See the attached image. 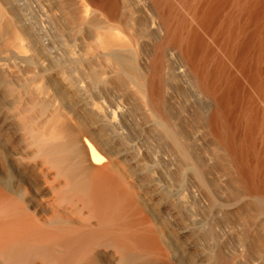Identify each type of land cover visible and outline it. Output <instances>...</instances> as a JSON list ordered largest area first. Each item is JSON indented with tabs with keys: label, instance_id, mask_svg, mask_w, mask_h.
Here are the masks:
<instances>
[{
	"label": "bare ground",
	"instance_id": "1",
	"mask_svg": "<svg viewBox=\"0 0 264 264\" xmlns=\"http://www.w3.org/2000/svg\"><path fill=\"white\" fill-rule=\"evenodd\" d=\"M50 1L59 3L10 0L15 8L24 5L15 18L0 5V39L16 40L1 42L2 50L8 48L0 53L7 91L1 86L0 122L8 140L0 145V264H181L170 261L176 255L166 234L169 221L165 225L151 210L146 189L136 186L143 175L135 180L130 167L139 166L143 174L148 168L151 175L157 164L151 184L175 203L185 201L168 173L176 158L166 152L175 148L182 160L189 157L199 133H183L177 108L183 100L174 77L190 100L205 107L204 127L242 186L228 196L225 182L215 191L206 185L209 212H190L196 210L190 204L192 226L182 222V213L180 231L188 236L192 229L209 230L212 236L217 217L225 229L231 223L237 231H228L230 225L218 229L215 243L196 238L211 250L200 264H264L257 244V229L264 234V0ZM28 26L39 49H19V43L32 42L25 37ZM125 92L132 93L130 99L137 95L139 111ZM141 114L154 119L141 122ZM156 123L171 152L144 143L142 130ZM147 131L149 137L152 127ZM157 135L147 142L159 140ZM251 204L248 215L245 206ZM219 239L227 240L222 250Z\"/></svg>",
	"mask_w": 264,
	"mask_h": 264
},
{
	"label": "rangeland",
	"instance_id": "2",
	"mask_svg": "<svg viewBox=\"0 0 264 264\" xmlns=\"http://www.w3.org/2000/svg\"><path fill=\"white\" fill-rule=\"evenodd\" d=\"M14 1V0H13ZM19 1V0H18ZM53 2L54 1H56V0H52ZM10 0L8 1V0H0V5H1V3H3V5L1 6V7H4V6H6V8L8 7V11H9V14H12L13 13V16H14V18H15V15H14V13H18V12H16V9H18V8H20V10L21 9H23V7H24V5L22 6V4L21 5H17V6H19V7H14V6H12V5H10ZM49 2H50V4H52L51 3V1L49 0ZM5 3V4H4ZM57 3H59L58 1H56V4ZM9 4V5H8ZM55 4V2H54V4H52L51 6H55L56 5ZM8 5V6H7ZM134 7V6H133ZM135 8L136 7H134L133 8V10L135 11ZM2 9H4L5 10V8H2ZM11 10V11H10ZM19 10V9H18ZM19 10V11H20ZM137 11V10H136ZM33 26V25H32ZM32 26H28V28H27V30H25V32L27 33H25V37L27 36V37H30L31 35L33 36V31H34V28H32ZM34 27V26H33ZM32 33V34H31ZM11 34V33H10ZM31 34V35H30ZM8 35V34H7ZM30 35V36H29ZM9 36V41L6 39V41H8L7 43L8 44H11L12 45V43H13V41H16V40H14L13 39V41H11L10 40V38L12 39L13 38V36L12 37H10V35H8ZM31 36V37H32ZM31 37H30V39H31ZM35 37H32V42H33V45L31 46V44H32V42L30 43V46L27 44V42H25V44H23V46L19 43V49L21 50H23V47H24V45L26 46V48L24 47V50H26V49H33L34 47H38V43L36 42V38L34 39ZM29 39V40H30ZM5 39L3 38V39H0V46H1V48H0V53L3 51V50H5L6 48H8V47H6V48H3V50H2V45H1V42H4L3 44H5L6 42L4 41ZM27 41V40H26ZM34 41H35V43H34ZM12 42V43H11ZM6 43V44H7ZM16 43V42H15ZM14 43V44H15ZM18 43H16L15 45L17 46V48H18ZM37 43V44H36ZM5 44V45H6ZM5 45H3V47H5ZM11 45H8V46H11ZM7 46V45H6ZM22 47V48H21ZM40 47H38V49H39ZM2 50V51H1ZM34 50H37V48L36 49H34ZM0 72H2V71H0ZM3 74V73H2ZM1 76V75H0ZM3 76H4V74H3ZM3 76H1L0 78V81L2 80V77ZM4 78H5V76H4ZM175 79H174V81L177 83V85H176V87H174L176 90H177V92H176V94L178 93V98H180L181 100L180 101H182L181 103H183V105L182 106H180L181 104H177V108H178V112H179V121L181 120V122H180V126L182 127L183 126V128H182V130L184 131L183 133H184V135H186L187 134V136H185V137H188V134H189V132L191 131V130H193L194 128H196L197 129V131H198V139H197V141H196V143L194 144V145H191L190 147L187 145L186 146V144H185V146L188 148V149H192V150H189L188 151V149H187V154H189V157H188V155H187V158H186V156L183 158V160L181 159V157H183L182 155H179V152L177 151H175V148L173 149V148H170V147H173L172 145H171V142L170 141H168L169 139L163 134V136H162V129H160L161 127L156 123V124H153L154 126H155V128H157L158 126V129L156 130V129H154L153 130V128H154V126L152 125L151 127H152V132H151V135L149 136V137H153V135H154V139L153 140H155L156 139V135H157V139L158 138H160L159 140H157V141H154V143L153 142H147V141H149V139H150V141H152V139L151 138H149L148 137V135L150 134L149 133V131H147V129H149L150 131H151V127H149V128H145V130L143 129L142 130V133L144 132V134L145 133H147V135L145 134V136H144V134H143V136L146 138V139H144V143H145V140H146V145L147 146H149V147H154V148H157V149H161L162 148V150L163 151H167V150H169V148L170 149H172L173 150V152H175V153H173L172 154V152L171 153H168V151L166 152V154H170V155H172V157H174L175 156V158H176V168L174 169V170H172V171H168V173H170V176H171V174H173L172 176H171V181H172V184L174 183V187H176V188H178L179 190H180V192L181 191H183L182 192V194L183 195H185L184 196V198H183V195H182V200H184L185 199V201H183V203L181 202V203H175L174 201H172V199H171V197H170V195H169V193L165 190V191H163V189H162V191H160V190H158V188H156L155 186H154V184H151L152 183V181H153V183H154V177H153V171L154 170H156V168H155V166L157 165H153L152 166V168H150L149 170H150V172L152 171V174L150 175V173L149 172H147V174H146V171L148 170V168H147V170H145V172H144V174L143 173H140V167L139 166H135L134 164L131 166V164H130V167L132 168V170L134 169V171H133V176H134V178H135V180H137V179H139V177L140 176H142V177H140V179H142V180H140V183L138 182L139 180H137L135 183H136V186L137 185H139V186H144L142 189H140L141 191L143 190V189H146V190H144V191H142V192H144L145 194H147L146 196H147V203H148V205H149V203H151L152 205H155L156 207H154V208H152L153 206L150 204L149 206L151 207V210H153V212H155V213H157L163 220H164V222H166L165 223V225L167 224V222H168V226H167V229H166V234H169L170 235V247H171V252L173 251V253L176 255V259L175 258H173L172 260H170L172 263H175V262H179V263H181V264H200L201 263V261L202 260H204V259H206L207 257V255H209V257H210V252H211V250L208 248V247H206L205 245H203V246H201V245H199V243L200 242H202V243H207V241H208V243H210V241L211 240H216V238H217V236H218V234H219V232H220V230H221V232L225 229L224 228V226L221 224V220L219 219V218H217V217H215L214 219H213V223H212V225L210 226V231H212V229H213V226H214V224H215V227H214V229H213V231L214 232H216V233H214V232H212V236L208 233L209 232V230H207V231H204L205 232V234L207 235V233L211 236H206L205 234V239H206V241H204L205 239H204V236H203V233L204 232H198V231H196L195 229L193 230H189L190 232H192L193 233V238L191 237V235H192V233L191 234H189V232H186V233H188L189 235L188 236H186L187 234H184V233H182L181 231H180V226H183L184 225V223H185V221H187V220H189V222H187V223H185V225H189V226H192V222L190 221V219H189V213L190 212H192V211H196L197 212V214H207L208 212H209V209H210V207L212 206V203L210 202V192L211 191H208V188L206 187V185L207 186H211L212 187V189L214 188V191H215V187H217L218 186V184L220 183V180L222 181V183L224 184V182H225V186L227 185V194H228V196H230V194H229V192L234 196V194H236V193H239V191L241 190V188H242V186H241V183L239 182V180H238V178H237V176H236V174H235V172H234V169L232 168V166H231V164H230V162L228 161V158H227V156H226V154H225V151L223 150V148L214 140V138L206 131V129H205V127H204V123H203V113H204V111H205V107H203L202 106V104L201 103H199L198 101H195V102H193L192 100H190V97H189V95H188V92L186 91V89H185V86H183V84L181 83V81L179 80V78H177V77H174ZM4 80L6 81V79H3V82L1 81V83H3L2 85H0V88H1V86H3V90L2 89H0V90H2V92L3 91H5L4 90V86H5V83H4ZM118 82V81H117ZM116 82V83H117ZM114 84H112V86H113ZM174 86H175V84H174ZM113 87H120V85H119V83H118V86H116V85H114ZM174 89V90H175ZM175 90V91H176ZM104 91V90H103ZM117 91V90H116ZM1 91H0V97H2V95L3 94H1L2 93ZM4 93H7V91H5ZM104 93V92H103ZM108 93V92H107ZM106 92L104 93L105 95L104 96H106V94H107ZM109 93H111V92H109ZM108 93V94H109ZM126 93H128L127 94V96H129L128 98L130 99V97L132 96V93L131 94H129V92H125L124 93V96L126 95ZM5 95V94H4ZM135 95V94H134ZM133 95V103H134V105L138 102L137 100H138V97H137V99H136V96L137 95H135L134 96ZM108 97V96H107ZM134 97H135V99H136V101L134 100ZM106 98V97H105ZM127 98V97H126ZM127 98V99H128ZM132 99H130L131 101H132ZM135 101V102H134ZM184 101H186L187 103V105L185 104V102ZM132 103V104H133ZM140 103H138V105H139ZM185 104V105H184ZM133 105V106H134ZM137 104L135 105V108L134 109H138V111H139V106H138ZM138 106V107H137ZM137 107V108H136ZM184 109V110H183ZM185 110L187 111V112H185ZM181 112H184L185 113V118H183V114L184 113H181ZM188 112H190V114H192L191 116L189 115V114H187ZM139 114V113H138ZM148 114V113H147ZM151 116H152V114L151 113H149ZM148 114V115H149ZM182 114V115H181ZM146 115V114H145ZM148 115H146V119L143 117L144 116V114L142 115L141 114V122H144L145 120L146 121H148L149 119H151V118H153L154 119V116L153 117H151V118H148ZM190 116L191 117V119H192V117H193V121L189 118H187V116ZM150 117V116H149ZM142 118H144V119H142ZM183 118V119H182ZM0 119H2V117H0ZM185 119H187V120H185ZM143 120V121H142ZM182 120H185V121H182ZM184 122H185V124H184ZM181 123H183V124H181ZM186 124L188 125V126H186ZM0 125H1V130H2V123L0 122ZM194 126V127H193ZM188 127H190V128H188ZM185 128V129H184ZM158 132V133H156V131ZM146 131V132H145ZM188 133H187V132ZM155 132V133H154ZM4 134V132H3V130L0 132V137H2V138H0V145H3V146H5L6 144H7V141L8 140H4V139H7L6 138V136H5V134ZM153 134V135H152ZM161 136H160V135ZM4 136H5V138H4ZM147 136V137H146ZM159 136V137H158ZM143 137V138H144ZM165 138H167L168 140L167 141H165L166 143H164V140H165ZM161 140V143L163 144H161L159 141ZM13 141H15V138H14V140ZM190 141V140H189ZM6 142V143H5ZM169 142V143H168ZM198 142V143H197ZM3 143H5V144H3ZM117 143H120V142H117ZM160 143V144H159ZM151 144V145H150ZM159 144V146H156V145H158ZM168 145V146H170L169 148L167 147V150H166V146H164V145ZM198 144V145H197ZM160 145H162V146H160ZM3 146H0V148H1V152H0V154L2 155V147ZM7 146V145H6ZM196 148L197 146H198V149L197 150H202L203 151V153H200L199 151H197L196 149H194V147ZM165 147V148H164ZM164 148V149H163ZM200 148V149H199ZM186 149V148H185ZM193 150H194V152H193ZM190 152V153H189ZM204 152L205 153H208L207 155L209 156V157H212V161H211V163H210V161L208 162L205 158H204ZM210 152V153H209ZM178 153V154H177ZM194 153H195V155H194ZM199 153V154H198ZM212 153H213V155H212ZM175 154V155H174ZM201 154H202V156H201ZM0 155V159L2 158V156ZM169 156V155H168ZM179 157V159H178V157ZM191 156V157H190ZM194 159H193V158ZM190 159L189 160V162L193 159V162H194V160L195 159H197V160H195L196 162H194V165L192 164L191 165V163H192V161H191V163H189L187 160L185 161V162H187V163H189L192 167H189L190 165L188 164V165H185V162H184V159ZM192 158V159H191ZM203 159V160H201V159ZM174 159V158H173ZM178 159V160H177ZM175 160V159H174ZM181 160H182V162H181ZM179 161V162H178ZM201 161H203V163L201 162ZM206 161V162H205ZM162 163H164V162H162ZM186 163V164H187ZM200 163H201V165H200ZM162 165H164V164H162ZM161 165V166H162ZM158 166V165H157ZM156 166V167H157ZM189 167V169H188V167ZM200 166V167H199ZM183 167H184V169H183ZM196 167H198L197 169H194V168H196ZM135 168H137V169H135ZM155 168V169H154ZM190 168H193L194 169V171H193V169L191 170ZM142 169V168H141ZM178 169V170H177ZM200 169V170H199ZM175 171H177V172H175ZM135 172V173H134ZM192 172H195V174H192ZM136 173H137V175H139V176H137L136 175ZM139 173V174H138ZM183 173V174H182ZM140 174H142V175H140ZM175 174V175H174ZM176 174H178V175H176ZM203 174H204V176H203ZM135 175H136V177H135ZM145 175V176H144ZM150 175V176H149ZM195 175H196V177H195ZM197 175H199V176H197ZM146 176H147V178H146ZM176 176V177H175ZM194 176V177H193ZM152 177V178H151ZM199 177V179L197 180L196 178H198ZM201 177V178H200ZM208 177H209V179H208ZM137 178V179H136ZM147 180H146V179ZM150 178H151V180H150ZM192 178V179H191ZM222 178V179H221ZM205 179V180H204ZM145 180H146V182H145ZM204 181V183L202 184V182ZM141 181L144 183H142V185H141ZM198 181V182H197ZM149 182V183H148ZM200 182V183H199ZM207 183H209L210 185H208ZM176 184V185H175ZM199 184V185H198ZM147 185V186H146ZM179 185V186H178ZM148 186H149V188H148ZM154 186V187H153ZM179 187H181V188H179ZM206 187V188H205ZM241 187V188H240ZM140 188V187H139ZM147 190H148V192H147ZM152 190V191H151ZM203 190V191H202ZM150 191V192H149ZM154 192V193H153ZM161 192V193H160ZM162 192L164 193V194H162ZM168 194H167V193ZM152 194V195H148V194ZM157 193H158V195H157ZM159 194H161L160 196H159ZM167 194V195H166ZM209 195V196H208ZM154 196H159L160 198L162 197V199L160 200V198L159 197H157L156 199L157 200H154L155 199V197ZM153 197V198H152ZM186 197V198H185ZM151 198L153 199V200H151ZM188 198V199H187ZM206 198V199H205ZM150 200V201H149ZM186 200H189L190 202H187ZM170 201V202H169ZM206 201V202H205ZM172 202V203H171ZM186 202H187V206H186ZM179 204H181V205H183L184 206V208H187L186 210L183 208V206H181V205H179ZM192 205V207L193 208H195L196 210H191V209H193L192 207H191V205ZM163 205V206H162ZM164 205H166L167 207H168V210L170 211V213H168L169 211L167 210L166 212H164L165 211V209L164 210H162L163 208L162 207H164ZM178 205V206H177ZM206 205V206H205ZM252 206V208H250V205H246L245 207H246V209H245V207H244V209H245V211H247V213H248V215H250L249 214V212L248 211H250V210H252L253 209V204H251ZM165 206V207H166ZM181 206V207H180ZM189 206V207H188ZM177 207H179V209L177 208ZM191 207V208H190ZM159 209V210H156V209ZM160 208H161V210H160ZM190 208V209H189ZM177 211V213H176V215H178V216H175L174 217V215L172 214V213H174L175 214V210ZM183 209V210H182ZM243 209V210H244ZM190 212H189V211ZM200 210V211H199ZM160 211V212H159ZM174 211V212H173ZM185 211V212H184ZM198 211H199V213H198ZM250 212H252V211H250ZM166 213V214H165ZM182 213L184 214V217H182ZM161 214V215H160ZM189 214V215H188ZM163 215V216H162ZM168 215H172V216H168ZM180 215V216H179ZM178 217V219H175V218H177ZM179 217H182L183 218V220H182V222H184V223H181V219L179 218ZM179 219H180V221H179ZM172 220V221H171ZM176 220V221H175ZM178 220V221H177ZM219 220H220V222H219ZM191 222V223H190ZM171 225H170V224ZM218 225L220 226V225H222V226H220V227H222L221 229H220V227H218ZM229 225H230V227L232 228H230L229 227ZM229 225L228 226H226L227 228L229 227V229H227L228 231H231V232H233V233H235L234 231H237V229H236V227L232 224L231 225V223H229ZM169 226L171 227V228H173V229H171L170 228V231L171 232H169L168 231V229H169ZM218 228H217V227ZM175 227V228H174ZM178 227V229H176ZM218 229H219V232H218ZM225 229V231H227ZM236 229V230H235ZM177 230H179L178 232V235H177ZM259 230V231H258ZM194 231H195V233H194ZM261 231V234L259 233ZM180 232H181V234H180ZM171 233H173V234H171ZM200 234V236H199V234ZM214 233V234H213ZM257 233H258V235L257 236H260V237H258V241H257V244H259V246H261V247H263V249H264V234H263V232H262V229H257ZM216 234V236L214 237V235ZM171 235H173V236H171ZM199 236V237H203V239H200L199 237H195V236ZM186 237V238H185ZM195 237V238H194ZM210 239H208V238ZM262 237V238H261ZM175 238V239H174ZM196 238L197 239H199L198 241H199V243H198V241L196 240ZM211 238H214V239H211ZM219 238V237H218ZM172 239V240H171ZM185 239H186V241H185ZM188 239H190V241L188 240ZM191 239H195L194 240V244L195 243H197V244H195L194 246H196L195 248L197 249V251H196V249L194 248V247H192L193 246V243H192V241L193 240H191ZM226 239H227V237H226ZM226 239H223V240H225V241H223V240H220L221 242H218L219 243V245H221V246H219L220 247V249L222 250V249H224V247H226L227 246V243H226ZM175 240H177V242L175 241ZM189 242H188V241ZM197 241V242H196ZM211 242H214V241H211ZM215 243V242H214ZM217 243V244H218ZM177 244H179V246L183 249V251L182 250H180L181 248L179 247L178 248V246H177ZM174 247H173V246ZM189 245V246H188ZM197 245H198V247H197ZM211 245V244H210ZM186 246H187V248H186ZM192 248H191V247ZM201 246V247H200ZM189 247V248H188ZM200 247V248H199ZM199 248V249H198ZM203 248H204V251H203ZM207 249V250H206ZM200 251V252H199ZM210 251V252H209ZM169 252V251H168ZM180 252V253H179ZM183 252V253H182ZM203 253V255H205V256H203L202 255V253ZM208 254H207V253ZM247 253H248V255H247ZM169 254H170V252H169ZM197 254H198V256H199V259L196 257L197 256ZM203 257H202V256ZM247 255V257L249 256L250 257V252H246V254H245V256ZM170 257H171V255H170ZM208 257V258H209ZM166 258V256L164 257V258H161L162 259V261L164 260ZM177 258H178V260H177ZM166 259H168V258H166ZM169 259H171V258H169ZM198 259V260H197ZM201 259V260H200ZM159 260H160V258H159ZM200 260V261H199ZM165 261V260H164ZM169 261V262H170ZM228 262V261H227ZM152 263V262H151ZM165 263V262H164ZM165 264H168V260H167V262L165 263Z\"/></svg>",
	"mask_w": 264,
	"mask_h": 264
}]
</instances>
